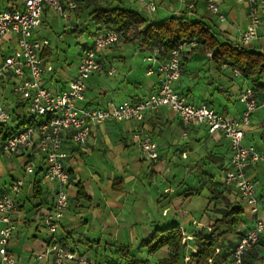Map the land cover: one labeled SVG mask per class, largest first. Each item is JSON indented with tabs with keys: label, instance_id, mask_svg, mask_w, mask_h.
I'll return each instance as SVG.
<instances>
[{
	"label": "crops",
	"instance_id": "0c3cea01",
	"mask_svg": "<svg viewBox=\"0 0 264 264\" xmlns=\"http://www.w3.org/2000/svg\"><path fill=\"white\" fill-rule=\"evenodd\" d=\"M159 1L161 7L156 3L157 11L152 15L145 11L141 3L140 11L135 12L154 23L187 15L194 21L211 26L221 40L235 44H240L239 38L248 25L249 5L236 0L221 3L225 23L208 12L205 0H196V9L192 12L180 0ZM9 3V0H0L3 8H8ZM119 4L128 10L133 9H129L127 3H115ZM50 11H45L42 25ZM40 27L34 37L45 39L38 34ZM102 34L98 33L92 39ZM125 37L122 36L118 45L98 53L104 70L88 80L85 100L79 105L98 108L110 102L137 103L158 91L160 75L155 73L148 76L151 64L144 62L150 53L139 51ZM78 40L82 52L76 66L57 67L53 63L52 45L48 48L51 56L45 60L52 64L54 71L46 73L43 81L45 87L55 93L68 89V83L77 75L84 49L91 45L83 37ZM241 46L264 54V18L258 39ZM16 47L15 36L0 38V64ZM207 54L200 43L186 47L183 51V75L174 87L188 102L197 105L204 103L227 118L239 120L245 110L240 95L252 86V82L241 75L237 76L235 69L227 64L217 68ZM111 69L115 70L114 75L109 74ZM16 82L11 76L0 80V106H6L12 114V120L0 126V197L10 194L16 180H24L17 198L15 232L9 248L19 264H38V256L44 252L49 238L41 217L51 208L58 186L43 176L46 167L44 156L23 150L18 155L8 157L2 151L4 139L31 119L26 103L14 93ZM262 82L264 76L258 81ZM258 102L259 108L253 113L250 124L244 127L243 144L246 147L255 146L262 152L264 96L261 94H258ZM137 133L150 136L158 144V162L150 161L143 154L134 138ZM65 149L69 154L67 168L71 183L68 187L69 207L59 238L68 250L86 258L88 264H122L117 255L118 249H129L135 261L159 264L169 256V248L151 255L147 249L139 248L142 241L148 240L156 230L174 224L193 239L194 233L211 230L215 221L223 215L220 209L225 208L226 204L242 207L243 219L238 231L243 235L254 227L257 218L264 220V210L257 216L253 215L237 191L224 186L231 160L228 139L222 133L210 134L205 126H193L186 130L178 115L169 109L149 112L141 123L105 122L84 145L73 143L68 133L65 136ZM30 162L36 167L33 176L26 174ZM247 177L257 184V197H263L264 162L250 167ZM199 186L211 189V197L207 198L208 205L204 210L205 222L196 221L191 211L194 198L202 195L197 189ZM80 189L85 198H79ZM190 227L191 230H188ZM240 238L235 234L224 240L236 245ZM258 249L262 250V262L252 255L256 264H264V247L259 246Z\"/></svg>",
	"mask_w": 264,
	"mask_h": 264
},
{
	"label": "built area",
	"instance_id": "2783aa9c",
	"mask_svg": "<svg viewBox=\"0 0 264 264\" xmlns=\"http://www.w3.org/2000/svg\"><path fill=\"white\" fill-rule=\"evenodd\" d=\"M79 0H9V7L0 6V38L15 36L17 47L13 53L0 64V80L11 76L17 82L14 93L26 103L27 111L34 124L23 125L9 134L2 143L4 155L12 157L23 150L30 154L44 156L46 167L44 178L55 183L58 189L50 209L42 214L41 222L49 234L46 248L38 256V264H88L86 258L67 249L59 238L62 222L69 207L68 187L71 175L67 168L69 154L65 149V136L77 145H84L93 132L108 121L141 123L149 112L169 109L180 118L184 128L205 126L210 134L222 133L230 143V167L226 171L224 184L235 189L242 201L246 203L253 215L264 210V196L257 197V184L247 177V170L264 162V151L255 146L246 147L244 127L251 122L253 113L259 108L258 98L252 87L241 93L240 102L245 110L242 118L234 120L225 117L206 104H193L180 95L175 84L183 75V51L189 45H198L197 41L184 42L165 60L160 59V50H155L145 57L144 62L151 64L147 75H160V85L156 93L141 102H113L104 107L91 108L79 105L85 100L87 82L90 78L103 72L104 68L98 53L121 41L123 32L106 31L93 39L81 55L76 77L68 83V89L55 93L44 85L43 77L54 68L43 58L46 49L51 47L48 39H37L35 31L42 25L43 15L51 9L63 18L70 17L78 8ZM145 11L152 15L157 11L153 0H137ZM189 12L196 9V0H180ZM208 12L217 17L221 23L226 16L221 10V3L226 0H205ZM249 5L248 25L239 38L240 45H249L259 37V29L264 18V0H236ZM212 58V54H207ZM115 70L109 71L114 75ZM235 74L240 73L235 70ZM12 114L6 106H0V126L7 125ZM187 136V133H185ZM143 154L152 162L160 158L159 146L150 137L137 133L134 137ZM35 165L30 162L26 174L33 176ZM24 186V180H16L10 188V194L0 197V264H19L17 257L10 251V243L15 232L14 215L17 211V198ZM184 232V230L181 228ZM264 235V220L256 219L254 227L238 242L231 256V264H245V257L254 249ZM184 243L192 240L184 234ZM196 253V249L190 248ZM217 252L219 250L217 249ZM190 258H186V263ZM212 264V260H209Z\"/></svg>",
	"mask_w": 264,
	"mask_h": 264
},
{
	"label": "trees",
	"instance_id": "16d2710c",
	"mask_svg": "<svg viewBox=\"0 0 264 264\" xmlns=\"http://www.w3.org/2000/svg\"><path fill=\"white\" fill-rule=\"evenodd\" d=\"M115 3H123V1L79 0L78 8L73 14L76 17L88 14L91 24L96 28L95 35L106 31L123 32L126 36L125 40L136 45L143 53L160 50L161 60L167 59L182 43L197 41L206 53L212 54L211 60L217 68H221L224 64L233 67L244 79L252 82L251 87L257 98L258 94L264 96V82L258 83L259 78L264 76L263 53L221 40L211 26L201 21H194L187 15L170 17L160 23H154L144 19L139 13ZM74 33L80 38L84 36L85 30L76 27ZM50 56V49H46L43 58ZM34 121L31 118L26 125L34 124ZM78 196L86 197L81 189ZM220 211L223 215L215 221L211 230L204 229L194 233L191 244L189 241L183 242L184 232L174 224L156 230L148 240L141 242L139 248L147 249L152 255L168 247L169 256L162 259L159 264H209V260H212V264H231V256L238 243L233 245L232 242L224 239L235 234L241 236L240 240L245 236L238 231L244 211L238 204H226ZM190 246L197 252H192ZM259 246L264 247L262 237L254 249ZM117 255L119 260L123 261L122 264H145L135 261L129 249H118ZM187 257L190 258L188 263H186ZM245 264H256L252 251L245 257Z\"/></svg>",
	"mask_w": 264,
	"mask_h": 264
},
{
	"label": "rangeland",
	"instance_id": "374dc122",
	"mask_svg": "<svg viewBox=\"0 0 264 264\" xmlns=\"http://www.w3.org/2000/svg\"><path fill=\"white\" fill-rule=\"evenodd\" d=\"M122 1L123 3L128 4L129 9L132 7L133 11H140V3L137 0ZM155 1L160 8L161 4L159 3L161 2L159 0ZM162 21L163 19L158 20L156 23H160ZM76 27L85 30L83 38L92 44V38L95 36L94 33L96 28L91 24L88 14H81L78 17L71 14L70 17L63 18L61 15L51 10L46 17L44 25H42L38 30V34L46 37L51 42L53 63L57 67L66 65L67 67L76 66L79 62V54L82 52V47L79 43V38H77L74 33V29H76ZM197 189L202 195L194 198L191 211L196 221L205 222L206 218H203L205 213L204 210H206L208 205L207 198L211 197V189L210 187L204 188L203 186H199ZM188 230H191V227L188 228ZM261 252L262 250L258 248L252 250V254H254L259 262H262L260 259L262 256Z\"/></svg>",
	"mask_w": 264,
	"mask_h": 264
}]
</instances>
